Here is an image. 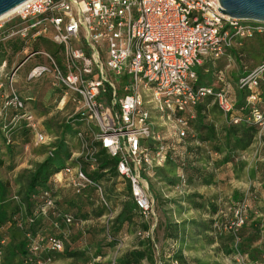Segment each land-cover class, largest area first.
<instances>
[{"label": "built area", "instance_id": "2783aa9c", "mask_svg": "<svg viewBox=\"0 0 264 264\" xmlns=\"http://www.w3.org/2000/svg\"><path fill=\"white\" fill-rule=\"evenodd\" d=\"M19 5L0 21L1 40L23 41L21 61L11 69L9 83L25 60L40 57L28 70L27 80L49 76L51 84L61 87L76 106L72 117L83 115V124L76 129L80 148L73 153L81 162L60 169L54 184L63 180L75 194L84 196L92 190L112 218L102 183L83 169L84 164L89 171L96 169L103 149L115 158L117 177L129 186L138 213L150 217L154 198L146 177L174 153L167 136L155 130L151 110L171 122L179 147L185 146L188 120L194 118L202 98L212 95L226 115L232 109L226 90L198 84L195 67L219 58L235 37L264 33V22L232 18L220 11L218 0H25ZM41 38L54 44L56 53L30 47ZM263 71L264 62L238 79V87L248 92L246 121L257 125L258 133L264 129V111L255 89ZM5 105L15 109L13 121H25L30 127L33 144L49 142V135L14 90ZM240 120L232 118L234 123ZM39 197L43 203L34 214L48 218L56 200L49 191ZM228 210L222 231H230L237 242V232L247 220L246 199ZM51 213L59 215L56 210ZM62 220L66 226L82 222L70 214ZM52 224L65 234L57 221ZM63 248V238L51 233L39 235L29 246L35 262L42 256L49 260V254ZM235 258L246 264L242 253L236 251Z\"/></svg>", "mask_w": 264, "mask_h": 264}, {"label": "rangeland", "instance_id": "374dc122", "mask_svg": "<svg viewBox=\"0 0 264 264\" xmlns=\"http://www.w3.org/2000/svg\"><path fill=\"white\" fill-rule=\"evenodd\" d=\"M15 21H19V19H15ZM11 23H7L8 26ZM243 23H247V21H243ZM255 34V36L246 37L243 40L235 39L233 45L224 51L218 62L214 63L215 66L211 68L210 72L202 73L200 79L203 84L218 85L217 78L221 75L225 83H228L230 96L235 97L238 94V79L264 62V33ZM5 40L0 39V44ZM31 46L47 49L50 52L55 47L54 44L43 38L39 39L38 45H36V41L31 42ZM21 56L19 53L13 55L7 66L0 67V120L2 118V121L8 125L7 128L10 127V129L21 123V120H12L16 113L15 109L5 105L7 97L14 90L24 99L27 109L33 112L40 127L49 135L50 140L45 144L36 145L32 142V134L27 142H22V138L16 137L14 142H11L15 145L12 155L6 154L2 147L4 164L0 165V178L9 182L12 199L16 202L18 200L17 191L26 184L29 172L49 153L50 144L57 141V137L61 135L62 126L67 123L76 110V106L70 97L64 94L63 89L51 84L49 76L27 80L28 70L36 61L42 60L40 57H30L25 60L17 69L13 82L10 84L11 69L21 61ZM1 58L0 56V66H2ZM200 69V67H195L198 72ZM260 76L259 84H262L261 88L264 91V71ZM261 102L262 110H264V97ZM213 103L216 104L212 98L211 104ZM146 107L149 108L150 105H146ZM218 110L221 113L220 116L215 118L209 116V118L220 130L221 124L225 122V114L219 108ZM5 111L6 115L3 118L2 115ZM151 119L155 130L167 136V144L171 147L174 146L172 154H177L179 145L182 144L172 136L171 122L159 117L154 109L151 110ZM7 128H4V135L9 141L12 130L6 131ZM188 133L192 137L194 136L190 124ZM66 140L69 155L65 159L66 162L71 165H75L78 161L81 162L73 155L80 148L77 136H66ZM189 145V147L196 146L200 149L190 154L186 148L183 161L186 164L191 161V163L204 167L215 175V181L210 184H201L199 180L192 183L186 182L185 177H181V173L185 174V166H180L179 163L182 161L174 156L147 175L149 190L154 198L153 214L150 217H141L137 211H134L133 219L149 225V235L154 240V262L151 264H180L179 259L177 261L172 258L171 250L180 251L183 264H240L235 258L236 251L241 253L237 244L234 243L232 253L226 254L223 248L226 240L223 239L224 235L220 236L222 234L220 232L222 224L230 216L228 208L245 198L250 192L257 191L256 189H259L263 184L264 129L257 134L247 149L236 153L234 160L225 169L224 166L218 168L221 155L215 153L208 142L192 141ZM84 166L87 168L85 164ZM102 188L111 206L112 218L106 216L105 208L98 204L95 198L89 200L77 196L65 181L62 180L60 184L53 187L52 194L58 206L71 214L77 212L82 221L67 231L65 243L71 248L83 250L85 255L83 257H62L58 256V252H55L49 254V260L42 256L40 262L28 264H117L116 260L134 247L138 230H140L141 224L139 223L130 232L117 238L113 245L102 246L103 253L96 255L98 243L103 240L105 243L106 238L110 237L111 225L116 215L122 205L130 199L127 193V184L123 180H119L118 177L103 181ZM193 202L201 203L202 206L194 207ZM246 203L248 209L246 221L250 223L254 220L253 227H251L258 229L256 243L259 247H264V201H251L249 207L248 202ZM100 211L101 214L98 215ZM166 225L168 228H165ZM174 230H177L175 241L166 236L167 231ZM249 231L248 229L243 230L240 236L243 237L245 232L246 236ZM263 261L264 254H261L259 259L246 256L247 264ZM0 264H4L1 252ZM141 264L150 263L143 260Z\"/></svg>", "mask_w": 264, "mask_h": 264}, {"label": "trees", "instance_id": "16d2710c", "mask_svg": "<svg viewBox=\"0 0 264 264\" xmlns=\"http://www.w3.org/2000/svg\"><path fill=\"white\" fill-rule=\"evenodd\" d=\"M38 43L39 39L36 42V45H38ZM22 46L23 41L18 37L8 38L5 42L0 44V56L2 57L1 62L3 67L10 63L11 57L18 54ZM56 51L57 49L54 47L52 52L56 53ZM209 72L210 71H208V73ZM201 75L202 71L198 72V84L204 85L200 79ZM220 78L221 75L217 78L219 80V86L215 87V89L221 88L222 86L224 87L223 81ZM261 86L262 84H259L255 89V92L258 94V106L262 110L261 101L262 97H264V91H262ZM238 94L235 95V97H231L227 92L228 98L232 102V109L226 113L225 122L221 124L220 130L216 128L214 121L209 118V116H214L213 118H215L216 116L221 115L216 104H211L213 98L212 95L202 98V100L194 108V118L188 120V124H190V126L192 125L194 136L192 137L188 133L184 138L185 143H190L192 141H198L200 143L208 142L211 149L215 153L221 155V159L218 161V168L222 166H224V169L227 168L230 162L234 160L237 152L247 149L253 143L259 131L257 125L246 121V116L249 114V111L247 108H244V104L248 92L245 89H240L238 87ZM5 115L6 111L3 112L2 117L5 118ZM80 117H83V115L76 114L73 117L71 116L67 123L62 126L61 135L57 137V141L53 142L52 145L50 144V148H52V150L49 151L42 161L35 164L34 169L29 172L26 184L17 191V202L12 199L9 182L0 178V252L2 254L4 264H28L35 262V256L30 253L29 246L35 238L41 234L45 235L46 233L55 234L63 238L64 248L62 251L58 252V256L83 257L85 255L83 250L71 248L65 243V234H67V231L74 225L72 224L70 226H66L63 223L62 217L64 214H70L75 221L80 220V215L77 212L71 214L64 211L55 201L53 209H49L48 218H42L41 216H36V214H34V212L37 211L43 203L42 199L39 197L41 192L49 191L52 194V189L55 186L53 182L54 175L66 165H71V163L66 162L65 160L69 157L66 147V136L71 137L76 135V129L83 124ZM233 117H240L241 120L238 123H234L232 121ZM2 120L3 119L1 118L0 165L4 164L2 159V147L5 149L6 154L12 155L15 145L11 142H14L16 137L22 138V142H27L30 134H32L30 127L25 121L21 120V123L18 126H14L13 129H10V127L7 128L8 125H6ZM4 128H7L6 131L12 130L10 136L11 139H9V141H7L4 135ZM189 143L185 145L190 154L199 151V147H189ZM186 148L185 146L179 147L178 153H170L171 155L167 158V160L174 156L182 161L179 165L185 166V174L183 173V177H185L186 182L192 183L193 181L199 180L201 184L213 183L215 181V175L212 172L207 171L204 167L198 164L191 163V161H188L187 164L183 161ZM97 160V167L94 170L89 171L84 166L83 169L87 172L88 176L100 183L114 177L117 178L115 158L109 157L103 149H100ZM103 170L106 171L104 172ZM127 187V193L130 197L129 186L127 185ZM256 190L257 191L250 192L245 197L246 202H248V207L251 201H264V181L261 187ZM86 193L87 196L82 194L76 195L79 197H85L89 200H94L92 190ZM193 205L194 207L199 208L202 206L201 203L194 202ZM54 210H56L59 215H53L51 212ZM134 211H137V209L130 197V199L122 205V208L116 215L111 225L112 233L109 235L110 237L106 238L105 243H103L104 240L98 243L95 252L96 255H101L103 253L101 248L102 246L113 245L117 238L125 235L127 232H130L134 229L135 225L139 223L141 224L139 228L140 230H138V236H136L134 247L120 256L118 260H116V263L141 264L143 260L150 264L154 262V240L151 239L149 235V225L145 222L135 221L133 219ZM99 214H101V211L98 215ZM54 221L58 222L59 229H62L65 234L57 231L52 224ZM252 222H254V220L250 223L245 221L237 232L238 241L236 244L242 255H244V262L246 264V256L253 259H259L261 254H264V247H259L256 243L258 239V229L252 228ZM165 228H168V226L166 225ZM247 229L250 230L248 232L249 235L247 233L245 236V232L244 236L241 237V232ZM176 231H167L166 236L175 241L177 239V235L175 234ZM220 233H222L220 236L224 235L223 239L226 240L223 247L224 252L226 254L232 253L234 250V243L236 241L235 236L230 231H221ZM171 251L172 258L177 261L179 259L180 264H183V257L180 251ZM254 264H264V261L260 263L256 262Z\"/></svg>", "mask_w": 264, "mask_h": 264}, {"label": "water", "instance_id": "95a60500", "mask_svg": "<svg viewBox=\"0 0 264 264\" xmlns=\"http://www.w3.org/2000/svg\"><path fill=\"white\" fill-rule=\"evenodd\" d=\"M25 0H0V16ZM220 11L232 18L264 22V0H218Z\"/></svg>", "mask_w": 264, "mask_h": 264}, {"label": "crops", "instance_id": "0c3cea01", "mask_svg": "<svg viewBox=\"0 0 264 264\" xmlns=\"http://www.w3.org/2000/svg\"><path fill=\"white\" fill-rule=\"evenodd\" d=\"M9 23H11V22H9ZM8 23V24H9ZM8 24L7 23H5V26H8ZM256 34L254 33V34H252V35H250V36H245V37H235L234 39H233V42H232V45H233V43H234V41H235V39H238V40H243L244 38H246V37H252V36H255ZM264 36V35H263ZM231 45V46H232ZM227 48H229V47H227ZM227 48H225V50L227 49ZM224 50V51H225ZM222 57V55L219 57V58H217L216 60H214V61H212V62H208V63H205L203 66H201L200 68V71H202V73H206V72H208V71H210L211 70V68L212 67H214L215 66V62H218V60L220 59ZM1 64V63H0ZM0 67H3V66H0ZM220 73H222L221 71H220ZM222 81H223V84H224V89L226 90V92H228V93H230V91H229V89H228V83L226 82L225 83V81L222 79V78H220ZM219 81V80H218ZM209 86H212V87H218L219 86V84L218 85H214V84H212V85H209ZM237 88H238V83H237Z\"/></svg>", "mask_w": 264, "mask_h": 264}, {"label": "bare ground", "instance_id": "6f19581e", "mask_svg": "<svg viewBox=\"0 0 264 264\" xmlns=\"http://www.w3.org/2000/svg\"><path fill=\"white\" fill-rule=\"evenodd\" d=\"M20 5L15 6L14 8H12L11 10L7 11L6 13H4L3 15L0 16V20L3 19L4 17H6L7 15L11 14L12 12H14Z\"/></svg>", "mask_w": 264, "mask_h": 264}]
</instances>
